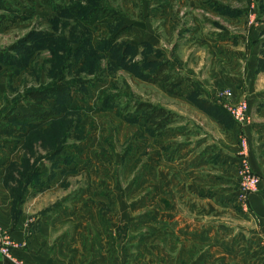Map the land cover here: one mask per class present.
<instances>
[{
    "label": "rangeland",
    "instance_id": "rangeland-1",
    "mask_svg": "<svg viewBox=\"0 0 264 264\" xmlns=\"http://www.w3.org/2000/svg\"><path fill=\"white\" fill-rule=\"evenodd\" d=\"M0 2L10 11L0 10V130L13 131L0 135L3 180L25 184L33 168L38 192L53 188L39 211L28 213V224L49 215L50 230L82 237L69 240L74 264H159V232L175 225L160 214L159 196L165 183L182 181L175 175L182 135L202 120L186 103L208 101L223 111L221 119L229 103L250 104L246 128L264 132L253 123L264 108V0ZM161 64L171 92L145 81ZM217 77L220 86L208 98L187 93L197 78L208 84ZM49 88L55 93L40 100L28 95ZM139 104L169 111L173 122L156 128ZM53 108L67 112L38 118ZM258 138L237 133L236 205L241 145L250 156ZM245 214L253 215L250 208ZM150 241L156 244L142 248ZM111 244L114 254H99Z\"/></svg>",
    "mask_w": 264,
    "mask_h": 264
},
{
    "label": "crops",
    "instance_id": "crops-1",
    "mask_svg": "<svg viewBox=\"0 0 264 264\" xmlns=\"http://www.w3.org/2000/svg\"><path fill=\"white\" fill-rule=\"evenodd\" d=\"M219 78L208 84L197 78V85L190 86L187 93L197 90L195 92L208 98L220 86ZM233 95L235 99L240 97ZM186 106L202 120L191 122V130L182 135V157L177 161L179 169L175 172L182 181L165 183L162 188L166 192L159 196L160 214L169 216L164 219L169 221L168 224H175L174 230L159 232V264H264V155L260 152L264 132H256L258 125L251 130L252 120L241 129L232 124L225 126L194 104L186 103ZM248 107L251 112L252 105ZM254 116L253 123L259 124V128L262 126L260 130L264 131V108ZM240 131L259 137L256 141L259 149L254 147L248 156L251 167L262 178L260 193L249 198L253 215L241 212L232 201L237 179L235 166L238 164L235 140ZM4 174L5 170L0 169V227L8 231L12 240L23 245L13 255L23 264L76 263L71 260L73 254L70 255L69 240L82 237L76 234L65 236L63 231L50 230L49 225L54 221L49 215L41 223H32V218L30 224L27 221L28 213L33 214L35 209L39 211L36 208L39 200L51 197L49 192L53 188L46 190L43 186L44 191L38 192L36 186L30 184L21 200L14 204L11 190L15 184L6 185ZM16 206L19 214L14 218L12 207ZM112 244L107 245L110 250L99 254H109L110 251L114 254ZM151 244L156 242H146L142 248ZM78 250L79 255H85L83 249ZM0 264L11 263L0 257ZM77 264H85V260L81 262L79 258Z\"/></svg>",
    "mask_w": 264,
    "mask_h": 264
},
{
    "label": "trees",
    "instance_id": "trees-1",
    "mask_svg": "<svg viewBox=\"0 0 264 264\" xmlns=\"http://www.w3.org/2000/svg\"><path fill=\"white\" fill-rule=\"evenodd\" d=\"M36 1H41L43 4H45L49 7H54V4H53L54 0H23L24 3L30 4V5L34 4ZM57 9H58V11H60V13H64L63 9L61 7L57 6ZM0 10L10 12L9 9H7L4 6L3 2H0ZM17 19H20V17H17ZM166 70H167L166 65L161 64V65L157 66L153 70L152 74H149L145 78V81L150 83V84H157V83L164 84L168 88V91L171 92L173 89V85L169 82V76L167 74H165ZM59 87H61V86H59ZM55 89L49 88L47 93L30 92L28 95L30 98H32L34 100H40L42 96H45V94H48L49 92L50 93L54 92ZM192 103L195 105V107L200 109L202 112H204L208 116L216 119L217 122L222 123L225 126H229L232 122L235 123L227 112L223 113L225 115L226 119H223V118L221 119L220 114H219L221 109L219 110L216 106H214L212 103H210L208 101L198 99L196 103L195 102H192ZM139 106H140L139 107L140 111H142L148 117V119H150V121L153 122V125L158 129L162 128L165 125H169L170 123H172L173 122L172 118L175 117L174 114H170L169 111H167L163 108H155V107H152L148 104H139ZM66 112H67V108H61V109L60 108H58V109L53 108V110L46 112L44 114H41L38 118H41L42 120H46V119H49L50 117H56L59 115H63ZM13 119H15V118H13ZM11 121L12 120H7V121L5 120L3 122L4 123H11ZM54 122H56V124L62 123L61 120H54ZM11 133H13V131L9 130V129L0 130V135H2V134L6 135V134H11ZM12 165L14 166V164H12ZM33 170L34 169L32 168L28 174H27V172H25V174L27 176V182L25 184H23L22 182L15 181L16 183H14V184L18 185L19 188L14 187L11 190L12 195L14 197L13 198L14 204H15V202H18L21 200V198L23 197V195L26 192L27 186L30 184L33 185V183H35L36 172H35V170L33 172ZM18 175H20L22 177L24 176L19 171H18ZM12 209H13V207H12ZM14 218H15V216H14Z\"/></svg>",
    "mask_w": 264,
    "mask_h": 264
},
{
    "label": "built area",
    "instance_id": "built-area-1",
    "mask_svg": "<svg viewBox=\"0 0 264 264\" xmlns=\"http://www.w3.org/2000/svg\"><path fill=\"white\" fill-rule=\"evenodd\" d=\"M225 97L231 96L229 90L225 91ZM226 112L230 115L232 120L239 125H243L250 120L248 104L244 102H238V104H228L226 106ZM241 166H240V182L239 187L235 193V201L240 211L247 213L249 210V197L259 191L260 187V175L256 173L248 163V150L247 146L243 142L241 145ZM23 247L20 242L12 240L8 234V231L0 227V257L9 261L11 264H23L14 255V251ZM264 247V245H263Z\"/></svg>",
    "mask_w": 264,
    "mask_h": 264
}]
</instances>
